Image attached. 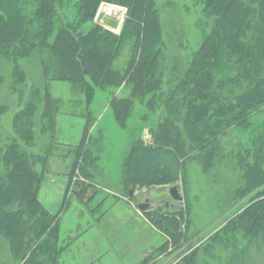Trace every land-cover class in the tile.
<instances>
[{
	"label": "trees",
	"instance_id": "16d2710c",
	"mask_svg": "<svg viewBox=\"0 0 264 264\" xmlns=\"http://www.w3.org/2000/svg\"><path fill=\"white\" fill-rule=\"evenodd\" d=\"M196 1L204 17L211 19L210 32L181 71L176 65L179 58L172 60L174 71L168 79L172 86L167 91H163L162 30L154 0H0V56L13 65L15 89L27 78L18 62L32 56L39 59L44 131L53 127L57 111L51 82H66L82 92L86 128L92 121L88 105L95 89L111 88L116 93L129 86V97L113 96L110 101L120 127H125L135 100L151 112L162 109L164 117L152 131L151 143L139 140L126 155L123 185L163 186L183 176L187 160L205 172L211 170L222 157L221 138L231 129H248L252 115L264 108V0ZM103 4L125 10L119 33L96 21ZM129 42L126 66L116 69L114 63ZM33 92L39 95L40 88ZM37 111L31 102L14 117V132L31 147ZM235 159L240 179L233 196L247 202L219 233L233 241L236 236L247 240V250L264 241V125L252 149L239 151ZM45 160L21 150L16 141L0 157V256L6 242L10 264H59L63 253L58 215L39 200ZM176 214L165 216L169 226L150 217L174 246L183 238ZM166 245L167 241L159 251ZM194 258L187 255L180 264H195ZM152 259L153 254L140 264Z\"/></svg>",
	"mask_w": 264,
	"mask_h": 264
},
{
	"label": "rangeland",
	"instance_id": "374dc122",
	"mask_svg": "<svg viewBox=\"0 0 264 264\" xmlns=\"http://www.w3.org/2000/svg\"><path fill=\"white\" fill-rule=\"evenodd\" d=\"M154 2L162 30L163 91H167L172 86L168 80L174 71L172 60L177 57L181 61L176 63L178 71L183 69L182 64L187 66L210 32L211 19L204 17L202 5L196 0ZM125 15L123 8L103 4L95 19L119 33ZM130 48L129 42L114 63L116 69L125 68ZM18 64L27 78L15 89L13 65L0 56V157L12 141L29 155L46 157L39 200L58 215L64 248L59 264H140L152 254L148 264H180L190 254L195 255V264H264V241L246 250L247 240L236 236L233 241L219 233L247 202L233 196L240 179L235 157L241 150L252 149L262 132L264 108L252 115L248 129L234 128L221 138L222 157L211 170L205 172L198 163L187 160L183 176L166 185L127 189L123 185L124 159L135 142L151 143L152 131L164 117L162 109L151 112L135 100L125 127H120L110 101L113 96L129 97V86L120 87L116 93L111 88L95 89L88 105L92 121L86 128L87 106L82 92L66 82H51L49 91L57 111L53 127L44 131L40 121L44 105L41 64L35 56ZM35 88H40L39 95L34 94ZM30 101L38 109L32 147L17 136L13 127L15 115ZM36 166L40 173L41 165ZM174 187L180 201L169 194ZM141 204L149 205L148 209L140 211ZM175 213L183 236L177 246L163 230L154 227L150 218L169 226L165 216ZM4 245L0 264H10L9 246L6 242Z\"/></svg>",
	"mask_w": 264,
	"mask_h": 264
},
{
	"label": "water",
	"instance_id": "95a60500",
	"mask_svg": "<svg viewBox=\"0 0 264 264\" xmlns=\"http://www.w3.org/2000/svg\"><path fill=\"white\" fill-rule=\"evenodd\" d=\"M169 194L171 195V197L174 199V200H177V201H180L181 200V196L180 194L178 193V190L177 188H171L170 191H169ZM132 196V192H130V197ZM148 206L147 204H141V205H138V209L142 212L146 211L148 209Z\"/></svg>",
	"mask_w": 264,
	"mask_h": 264
}]
</instances>
